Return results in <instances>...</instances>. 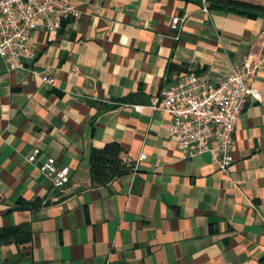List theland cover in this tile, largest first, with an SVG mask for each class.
I'll return each instance as SVG.
<instances>
[{"label":"crops","instance_id":"crops-1","mask_svg":"<svg viewBox=\"0 0 264 264\" xmlns=\"http://www.w3.org/2000/svg\"><path fill=\"white\" fill-rule=\"evenodd\" d=\"M66 1L81 15L34 30L26 68L0 61V264H264V17L193 0ZM175 13L187 14L179 38ZM248 54L262 99L247 97L224 171L178 145L152 103L181 73L216 81ZM112 141L123 159L146 156L94 184L91 149ZM48 156L70 167L66 184L43 171Z\"/></svg>","mask_w":264,"mask_h":264},{"label":"built area","instance_id":"built-area-1","mask_svg":"<svg viewBox=\"0 0 264 264\" xmlns=\"http://www.w3.org/2000/svg\"><path fill=\"white\" fill-rule=\"evenodd\" d=\"M202 8L209 11L207 0H203ZM81 13L66 0H0V61L9 72L26 68V59L35 56L30 45L32 32L39 27L57 31L65 20ZM186 18L185 13L172 16L175 38H179ZM258 66L259 60L248 54L233 64L229 75L216 81L194 70L183 72L163 89L152 108L171 115V131L178 145L191 155L211 153L219 167L229 171L235 160V131L246 99L249 95L262 99L261 91L250 84ZM41 77L55 82L53 76ZM145 156L141 153L136 160L124 161L134 169ZM29 159L36 160V154ZM42 169L55 186L70 180V167L59 164L54 156L43 161Z\"/></svg>","mask_w":264,"mask_h":264},{"label":"trees","instance_id":"trees-1","mask_svg":"<svg viewBox=\"0 0 264 264\" xmlns=\"http://www.w3.org/2000/svg\"><path fill=\"white\" fill-rule=\"evenodd\" d=\"M193 1L201 5L203 3V0ZM207 2L209 10L235 13L248 18L264 17V3L262 2L250 0H207ZM122 152L123 147L117 141L109 142L103 147H92L89 160L94 184H107L131 169L124 161Z\"/></svg>","mask_w":264,"mask_h":264},{"label":"rangeland","instance_id":"rangeland-1","mask_svg":"<svg viewBox=\"0 0 264 264\" xmlns=\"http://www.w3.org/2000/svg\"><path fill=\"white\" fill-rule=\"evenodd\" d=\"M250 1H254V2H262V3H264V0H250Z\"/></svg>","mask_w":264,"mask_h":264}]
</instances>
